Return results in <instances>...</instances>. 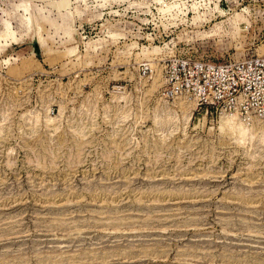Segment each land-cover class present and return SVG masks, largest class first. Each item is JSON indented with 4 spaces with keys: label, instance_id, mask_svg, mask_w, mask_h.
<instances>
[{
    "label": "rangeland",
    "instance_id": "374dc122",
    "mask_svg": "<svg viewBox=\"0 0 264 264\" xmlns=\"http://www.w3.org/2000/svg\"><path fill=\"white\" fill-rule=\"evenodd\" d=\"M250 56L264 0H0V264H264V120L163 95Z\"/></svg>",
    "mask_w": 264,
    "mask_h": 264
},
{
    "label": "built area",
    "instance_id": "2783aa9c",
    "mask_svg": "<svg viewBox=\"0 0 264 264\" xmlns=\"http://www.w3.org/2000/svg\"><path fill=\"white\" fill-rule=\"evenodd\" d=\"M163 95L184 97L206 112L264 120V56L226 62L176 58L164 65Z\"/></svg>",
    "mask_w": 264,
    "mask_h": 264
},
{
    "label": "bare ground",
    "instance_id": "6f19581e",
    "mask_svg": "<svg viewBox=\"0 0 264 264\" xmlns=\"http://www.w3.org/2000/svg\"><path fill=\"white\" fill-rule=\"evenodd\" d=\"M187 104L188 103H186V105ZM224 116H228V117H224ZM222 117L225 118V119L224 120L222 119L223 121L221 120L222 123L220 122L221 123V128H225L226 127V128H230V129H233V130L234 129H236V130L239 129L238 132L241 131L243 134L245 133L247 127L243 124L242 121H238V119L236 118L235 114L223 115Z\"/></svg>",
    "mask_w": 264,
    "mask_h": 264
}]
</instances>
